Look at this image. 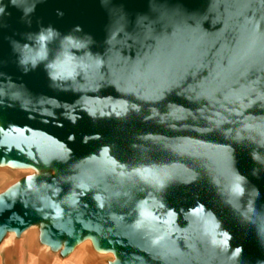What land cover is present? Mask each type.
<instances>
[{"label":"water","instance_id":"water-1","mask_svg":"<svg viewBox=\"0 0 264 264\" xmlns=\"http://www.w3.org/2000/svg\"><path fill=\"white\" fill-rule=\"evenodd\" d=\"M0 115L1 160L61 169L0 198V239L264 264V0H0Z\"/></svg>","mask_w":264,"mask_h":264},{"label":"rangeland","instance_id":"rangeland-1","mask_svg":"<svg viewBox=\"0 0 264 264\" xmlns=\"http://www.w3.org/2000/svg\"><path fill=\"white\" fill-rule=\"evenodd\" d=\"M3 129L4 127L2 125L0 127V134ZM29 159H32V157H29ZM25 160L27 159L21 160V158L16 156H11L4 160L0 159V198L8 194L16 185L24 180L32 178L39 179L46 176H56L61 172V169L58 166L28 164ZM42 220L45 219L33 220L20 231H17L13 227L6 228L2 237H5L6 235L9 237V235H12V241L9 245L11 247L21 246L22 255L29 254L27 247L30 239L33 237L31 253L36 254L37 260L39 259L43 261V264H120L121 259L119 254V245L117 244L113 245V251H109L112 255L105 253V249H107L105 245L102 246L96 242L97 246L94 247V251L90 245H86L82 250L76 248L71 254H67L65 258H60L58 254L52 253L49 248L39 243L37 234H33L34 236L30 235L29 231L31 229L37 231L36 227H32L23 232L30 225L39 223V221ZM47 228V225H42V230H44L43 235H45ZM71 247L72 245L69 246V248ZM135 264L143 263L137 262Z\"/></svg>","mask_w":264,"mask_h":264},{"label":"bare ground","instance_id":"bare-ground-1","mask_svg":"<svg viewBox=\"0 0 264 264\" xmlns=\"http://www.w3.org/2000/svg\"><path fill=\"white\" fill-rule=\"evenodd\" d=\"M3 115H0V127H1V124H2V117ZM53 219L52 218H47L45 220H42V221H39V223H35L33 225H30L28 228H26L23 232L27 231L28 229L32 228V227H36L37 228V231L36 230H30V235L31 236H34L33 234H37L38 235V241L41 245H44L45 247L49 248L50 251L52 253H56L58 254V256L60 258H65V256L68 254H71L76 248L79 250H82L86 245H90L92 250L94 251L95 250V246L96 245V242L98 241V235L94 232V230L90 227H87L86 229H84L78 236V238L71 244L72 247L69 248L67 247L66 245V233L63 232L60 237L58 238V242L55 243V244H52V243H48L44 240L43 238V233H44V230H42V225H47V226H51L53 224ZM9 234H12V233H9ZM11 236L12 235H6L4 237V241L3 243H11ZM32 244H33V237L30 239L29 243H28V248H31L32 247ZM106 250V254H111V252L109 251H113L112 248L108 247ZM112 255V254H111ZM36 264H43V261L41 260H37L36 261Z\"/></svg>","mask_w":264,"mask_h":264},{"label":"crops","instance_id":"crops-1","mask_svg":"<svg viewBox=\"0 0 264 264\" xmlns=\"http://www.w3.org/2000/svg\"><path fill=\"white\" fill-rule=\"evenodd\" d=\"M3 241L4 237L0 239V264H36V254L31 253V248H28L29 254L22 255L21 246L11 247Z\"/></svg>","mask_w":264,"mask_h":264},{"label":"snow or ice","instance_id":"snow-or-ice-1","mask_svg":"<svg viewBox=\"0 0 264 264\" xmlns=\"http://www.w3.org/2000/svg\"><path fill=\"white\" fill-rule=\"evenodd\" d=\"M41 39L43 40V39H45V37H41ZM69 74H70V73H69ZM234 191L237 192V193L241 191V189H240L238 183L236 184V186H235V188H234ZM237 251H240V249H237Z\"/></svg>","mask_w":264,"mask_h":264}]
</instances>
